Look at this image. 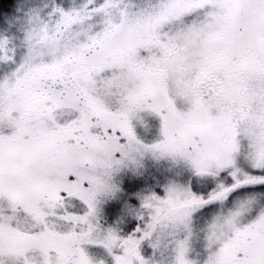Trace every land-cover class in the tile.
<instances>
[{
  "label": "snow or ice",
  "instance_id": "1",
  "mask_svg": "<svg viewBox=\"0 0 264 264\" xmlns=\"http://www.w3.org/2000/svg\"><path fill=\"white\" fill-rule=\"evenodd\" d=\"M0 264H264V0H0Z\"/></svg>",
  "mask_w": 264,
  "mask_h": 264
}]
</instances>
